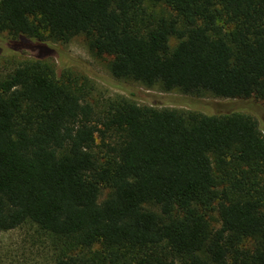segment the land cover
Here are the masks:
<instances>
[{
	"label": "trees",
	"instance_id": "trees-1",
	"mask_svg": "<svg viewBox=\"0 0 264 264\" xmlns=\"http://www.w3.org/2000/svg\"><path fill=\"white\" fill-rule=\"evenodd\" d=\"M0 31L40 52L0 76V233L35 223L55 264H264V131L197 98L264 101V0H0ZM78 34L131 97L57 74Z\"/></svg>",
	"mask_w": 264,
	"mask_h": 264
},
{
	"label": "rangeland",
	"instance_id": "rangeland-1",
	"mask_svg": "<svg viewBox=\"0 0 264 264\" xmlns=\"http://www.w3.org/2000/svg\"><path fill=\"white\" fill-rule=\"evenodd\" d=\"M152 8L162 11L164 6L158 4L154 7L152 3H149V9ZM10 40L11 36L7 31H0V76L7 74L31 57H37L40 53L35 47L14 49ZM52 44L56 49L45 58L52 61L57 74L62 79L72 77L78 79L80 84H85L88 100L98 110L110 99L118 96L131 97L125 89L117 86L116 80L113 79L109 70L112 57L108 54L97 53L90 46V40L85 34H78L66 42L52 40ZM176 44L177 38L171 37L170 45L175 46ZM120 81L125 86H130L131 90L138 89L144 94L161 95V99H159L169 102L166 105L168 107L185 111L192 110L182 104H170L172 100H180L186 96L178 89L167 91L160 84L149 87L132 79H121ZM188 96L186 97L190 100L187 102L202 100L205 102L207 111L210 112L228 109L250 114L256 118L264 131V101L260 99L252 97L227 102V99L210 93L197 97L198 99L192 98L191 95ZM149 98L152 99V96ZM138 101L150 103L147 100L139 99ZM56 253L55 242L52 237L33 222L28 221L16 228L0 233V264H55Z\"/></svg>",
	"mask_w": 264,
	"mask_h": 264
}]
</instances>
